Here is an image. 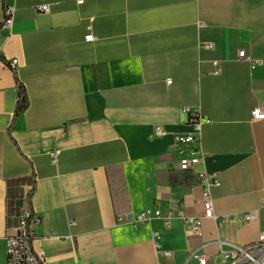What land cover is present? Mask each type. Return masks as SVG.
I'll list each match as a JSON object with an SVG mask.
<instances>
[{"label": "crops", "instance_id": "0c3cea01", "mask_svg": "<svg viewBox=\"0 0 264 264\" xmlns=\"http://www.w3.org/2000/svg\"><path fill=\"white\" fill-rule=\"evenodd\" d=\"M4 3L16 13L0 30V264L17 178L33 179L19 193L31 194L25 209L44 264H197L195 250L217 264L218 239L259 238L264 210L251 222L232 218L219 234L206 219L199 236L179 220L130 219L157 208L204 215L200 181L180 169L174 141L192 131L185 108L211 120L195 170L221 182L215 213L260 208L264 120L252 111H264V0H0V25ZM240 49L260 64L239 60ZM19 83L28 108L14 120Z\"/></svg>", "mask_w": 264, "mask_h": 264}, {"label": "built area", "instance_id": "2783aa9c", "mask_svg": "<svg viewBox=\"0 0 264 264\" xmlns=\"http://www.w3.org/2000/svg\"><path fill=\"white\" fill-rule=\"evenodd\" d=\"M5 1V0H3ZM84 0H78V3H83ZM40 12H49V5L43 4L38 7ZM4 17L0 25L1 29H10L15 19L16 7L13 4L4 3L3 6ZM93 34L85 37L86 42L94 41ZM1 53V51H0ZM239 60L248 62L252 68L260 64L259 60H255L245 50L240 49L237 52ZM17 61L12 60L8 66L12 69L16 68ZM216 64V63H215ZM220 69L216 66L213 71L214 75H218ZM188 114V123L192 127V131L187 134H176L174 137L175 143L180 147L181 153L184 155L179 161V167L182 171H192L195 177L200 181L202 188V203L204 209L203 217L190 216L184 213L183 210H170L167 214H163L160 209L146 210L140 213L130 221L137 225L151 221L153 218H161L165 226H170L174 220L183 222L189 228L192 236H199L202 231L204 220H211L217 225L218 234L220 229L228 224L232 218L238 222H251L258 216L259 210H264V198L261 201L259 209H253L243 212L234 213L233 216L217 215L214 210L212 190L214 187L220 186L221 182L217 175L208 173H198L195 170V163L205 156L202 149V128L211 120L205 116L201 109L185 108ZM252 119L254 121L264 120V111L261 108H255L252 111ZM158 134H162L160 129H157ZM52 163H58L59 150L55 149L50 153ZM32 213L30 210L24 209L17 226L14 227V232L6 238V264H44L45 257L43 253H38L34 249L33 234L30 229ZM74 224V223H73ZM158 234L156 233L155 236ZM213 244L217 245V264H264V225L259 235V238L248 244L239 245L228 241L218 239ZM207 244L201 246L205 248ZM227 246L228 248H225ZM158 254L166 259L173 257L171 251H159ZM190 258L197 264H209L210 256L195 250L191 253ZM160 264H169L161 262Z\"/></svg>", "mask_w": 264, "mask_h": 264}, {"label": "trees", "instance_id": "16d2710c", "mask_svg": "<svg viewBox=\"0 0 264 264\" xmlns=\"http://www.w3.org/2000/svg\"><path fill=\"white\" fill-rule=\"evenodd\" d=\"M18 91L19 101L18 107L15 112L14 120L20 113L25 112L28 108V99L26 96V91L21 83H19L18 85ZM27 181H33V179L17 178L9 180V196L7 200L8 224H14V226H17L19 223V218L26 205H31V194L28 196L27 199H24L23 195L19 193L21 186H23Z\"/></svg>", "mask_w": 264, "mask_h": 264}]
</instances>
